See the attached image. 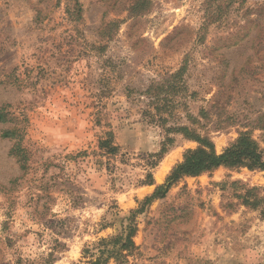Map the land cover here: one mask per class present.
I'll use <instances>...</instances> for the list:
<instances>
[{
    "label": "rangeland",
    "instance_id": "rangeland-1",
    "mask_svg": "<svg viewBox=\"0 0 264 264\" xmlns=\"http://www.w3.org/2000/svg\"><path fill=\"white\" fill-rule=\"evenodd\" d=\"M207 2L0 0V264H88L199 146L170 126L218 153L242 132L264 149L260 32L246 7L214 21ZM158 83L157 100L146 90ZM108 132L115 154L99 147ZM256 194L260 169L186 176L137 215L139 252L106 264H264L263 207L245 204Z\"/></svg>",
    "mask_w": 264,
    "mask_h": 264
},
{
    "label": "trees",
    "instance_id": "trees-1",
    "mask_svg": "<svg viewBox=\"0 0 264 264\" xmlns=\"http://www.w3.org/2000/svg\"><path fill=\"white\" fill-rule=\"evenodd\" d=\"M247 2L248 0H208L207 6L209 9H212V12L209 14L210 19L214 21L219 20L235 6H238V8H245ZM245 9V17L247 18L246 28L257 26L260 32L259 44L264 45V0L259 1L253 7L247 6ZM184 69L185 66L181 67L176 72L167 74L168 78L166 82H168L171 87L182 82ZM163 90V84L158 83L156 86L155 84L150 85L146 93L152 95V97L156 96L158 100V94ZM157 109H159V107H157ZM9 119L5 108L1 107L0 122H5ZM167 131L180 132L187 138L197 141L199 146L194 149H188L184 154L183 160L178 163L167 176L165 183L156 185L154 192L140 201V206L137 209H132L130 211L129 216L125 218L127 224L124 226L122 232L108 238H101L94 244L95 250L91 252L92 258L88 260V264H106L112 258H114L115 261L127 263L130 256L136 255L139 252V246L134 240L139 229L136 219L137 215L143 212L145 207L153 201L165 198L169 190L182 178L186 176H198L220 166L229 168L247 167L253 170L260 169L264 171V149H262L259 143L247 132L240 133L239 137L230 146L222 153H218L212 140L202 136L188 125L170 126L167 128ZM15 134H17L16 130H5L3 132V136L5 137H12ZM107 134L105 138L100 140L99 147L104 150L105 153L115 154L118 152L119 146L115 144L113 134L111 132ZM165 149L166 144L164 143L161 152H164ZM13 151L20 157L22 167L24 168L27 160L24 149L16 145ZM153 165H156V162H153ZM148 177L149 179L146 183L154 184L152 173H149ZM257 189L258 188L249 189L248 194ZM245 204L254 207H263L262 212L264 213V196L260 194H256L253 200L246 199ZM89 252V248L84 250V254Z\"/></svg>",
    "mask_w": 264,
    "mask_h": 264
}]
</instances>
